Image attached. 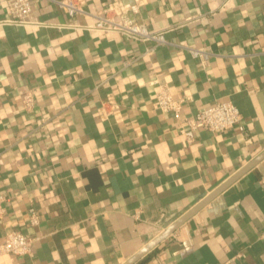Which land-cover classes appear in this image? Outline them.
<instances>
[{
	"label": "crops",
	"instance_id": "0c3cea01",
	"mask_svg": "<svg viewBox=\"0 0 264 264\" xmlns=\"http://www.w3.org/2000/svg\"><path fill=\"white\" fill-rule=\"evenodd\" d=\"M58 1L32 0L45 25L0 24V242L10 229L35 240L0 264H125L264 153V0H144L140 21L174 27L154 50L79 28L112 0L74 17ZM160 84L180 116L157 107ZM220 101L244 129L188 140L185 118ZM108 103L119 110L103 118ZM136 264H264V159Z\"/></svg>",
	"mask_w": 264,
	"mask_h": 264
},
{
	"label": "built area",
	"instance_id": "2783aa9c",
	"mask_svg": "<svg viewBox=\"0 0 264 264\" xmlns=\"http://www.w3.org/2000/svg\"><path fill=\"white\" fill-rule=\"evenodd\" d=\"M86 0H59V6L70 16L84 14L83 5ZM144 0H112L103 10L93 15L95 21L92 24L79 26L90 32L119 33L133 41L153 43L152 50L157 46L168 43L166 32L173 29L169 27L162 30H151L139 20ZM8 14L0 24H12L17 26H41L45 25L37 20L33 13L32 0H7ZM191 55L201 61L209 58V52L201 48H189ZM27 109H32L34 97L28 93L24 98ZM157 107L175 116H180L182 101L174 98L170 87L160 84L156 92ZM111 110L102 108L103 118L118 112V106L108 103ZM186 128L181 132L188 140H193L195 132L201 129L223 133L233 127L244 129L243 116L240 110L230 101H220L213 107L201 110L185 118ZM6 198L0 194V221L6 215ZM30 223L39 224V215L34 209L30 210ZM34 238L19 230H7L2 242H0V257L11 255L13 257L31 256L33 253Z\"/></svg>",
	"mask_w": 264,
	"mask_h": 264
},
{
	"label": "water",
	"instance_id": "95a60500",
	"mask_svg": "<svg viewBox=\"0 0 264 264\" xmlns=\"http://www.w3.org/2000/svg\"><path fill=\"white\" fill-rule=\"evenodd\" d=\"M262 159H264V153L260 155L253 162L245 166L238 173H236L231 179L226 181L219 188L214 190L208 196H206L200 203L188 211L185 215L180 217L175 223L168 227L162 234H160L156 239L151 241L146 247L139 251L136 255L130 258L125 264H136L139 260L145 257L149 252L156 248L161 242H163L167 237H169L176 229H178L187 220L198 213L202 208H204L208 203H210L216 196L224 192L228 187L235 183L239 178H241L245 173L251 170L255 165H257Z\"/></svg>",
	"mask_w": 264,
	"mask_h": 264
}]
</instances>
